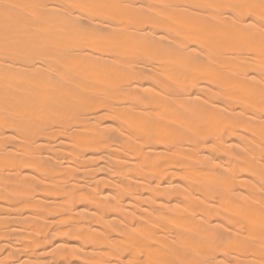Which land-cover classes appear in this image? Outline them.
<instances>
[{"label": "bare ground", "instance_id": "1", "mask_svg": "<svg viewBox=\"0 0 264 264\" xmlns=\"http://www.w3.org/2000/svg\"><path fill=\"white\" fill-rule=\"evenodd\" d=\"M0 264H264V0H0Z\"/></svg>", "mask_w": 264, "mask_h": 264}]
</instances>
